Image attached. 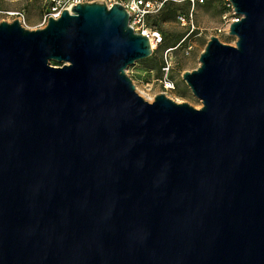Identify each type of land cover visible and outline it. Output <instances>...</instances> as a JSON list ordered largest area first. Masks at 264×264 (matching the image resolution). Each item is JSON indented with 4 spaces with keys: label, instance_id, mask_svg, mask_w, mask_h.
I'll list each match as a JSON object with an SVG mask.
<instances>
[{
    "label": "water",
    "instance_id": "water-1",
    "mask_svg": "<svg viewBox=\"0 0 264 264\" xmlns=\"http://www.w3.org/2000/svg\"><path fill=\"white\" fill-rule=\"evenodd\" d=\"M230 2L200 108L138 93L121 2L0 22V264H264V0Z\"/></svg>",
    "mask_w": 264,
    "mask_h": 264
},
{
    "label": "rangeland",
    "instance_id": "rangeland-1",
    "mask_svg": "<svg viewBox=\"0 0 264 264\" xmlns=\"http://www.w3.org/2000/svg\"><path fill=\"white\" fill-rule=\"evenodd\" d=\"M115 1L104 0L107 4H114ZM51 6L50 0H0V22L19 20L17 15H8L7 11H21L25 15L24 27L42 28L46 25L44 18ZM179 12L192 13L193 25H181L176 19ZM236 17L227 0H210L195 5L165 0L160 13L147 20L149 26L161 31L162 41L151 56L137 60L127 68V74L132 78L138 93L151 102L157 94L164 93L176 102L202 107V101L192 92L183 73L200 65V55L211 36H218L226 44H236L237 37L230 35L229 31L217 32L218 28H226ZM52 64L61 65L55 61ZM166 81H171L175 87L167 88Z\"/></svg>",
    "mask_w": 264,
    "mask_h": 264
},
{
    "label": "built area",
    "instance_id": "built-area-1",
    "mask_svg": "<svg viewBox=\"0 0 264 264\" xmlns=\"http://www.w3.org/2000/svg\"><path fill=\"white\" fill-rule=\"evenodd\" d=\"M177 1H183L189 4H192V5H195V4H205L210 0H177ZM227 1H228V5L233 9L230 0H227ZM78 2H84V0H50V3L52 6H51L50 11L47 13V15L44 18V24H47L48 18L50 16L54 18H58L61 16V13L64 9L67 8L70 10L72 5L73 4L75 5ZM115 2H121L122 4H124V6L126 7V9L128 10L130 14V20H129L130 25L137 32H141L149 36L153 48H155L162 41L163 37H162L161 31L157 28L149 26L147 24V20L160 13V11L163 9L165 0H116ZM108 5L111 6L112 3ZM7 13L8 15H11V16L17 15L21 24H24L25 15L23 12L7 11ZM176 19L183 26L189 27L193 25V14L192 13L185 14V13L179 12L176 16ZM238 19L239 18L237 16L236 18H233L231 22L238 20ZM230 23L227 25L226 28H218L217 32L218 33H221V32L228 33ZM153 42H155V46L153 45ZM166 87L174 88L175 86L171 81H166Z\"/></svg>",
    "mask_w": 264,
    "mask_h": 264
},
{
    "label": "bare ground",
    "instance_id": "bare-ground-1",
    "mask_svg": "<svg viewBox=\"0 0 264 264\" xmlns=\"http://www.w3.org/2000/svg\"><path fill=\"white\" fill-rule=\"evenodd\" d=\"M153 45L155 46V42H153Z\"/></svg>",
    "mask_w": 264,
    "mask_h": 264
}]
</instances>
